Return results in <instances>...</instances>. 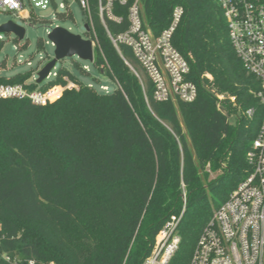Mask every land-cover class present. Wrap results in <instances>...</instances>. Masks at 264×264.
Here are the masks:
<instances>
[{
  "label": "trees",
  "instance_id": "obj_1",
  "mask_svg": "<svg viewBox=\"0 0 264 264\" xmlns=\"http://www.w3.org/2000/svg\"><path fill=\"white\" fill-rule=\"evenodd\" d=\"M91 3L101 48L94 64L116 88L99 89L61 67L28 85L47 90L68 78L78 86L58 99L0 98V264H14L4 253L18 264H143L160 230L181 215L169 264H188L214 207L251 172L246 154L264 117L261 84L237 55L218 0H144L155 35L184 8L173 43L198 86L193 102H157L152 82L144 88L123 58L136 63L131 48L117 50L98 1ZM115 13L123 20L107 19L110 31H126L128 8L116 4ZM31 74L0 82L25 83Z\"/></svg>",
  "mask_w": 264,
  "mask_h": 264
},
{
  "label": "built area",
  "instance_id": "obj_2",
  "mask_svg": "<svg viewBox=\"0 0 264 264\" xmlns=\"http://www.w3.org/2000/svg\"><path fill=\"white\" fill-rule=\"evenodd\" d=\"M76 1L86 15L85 27L89 25V29H86L87 37H82L92 41L95 61L100 44L95 29L92 3L91 0ZM97 1L100 18L110 39L121 54V45L131 48L136 63L123 58L140 78L144 88L148 79L152 82L154 99L157 102L196 100L198 86L189 78L191 65L173 43V34L184 14L182 6L174 8L170 25L160 35H155L144 20V0ZM218 1L227 20L230 39L237 55L248 73L253 74L261 84V88L255 94L264 107V0ZM54 3L55 20L61 19L59 8L63 9L62 13L68 15L72 13L69 0H62L59 4L54 0ZM116 4L128 8L130 26L126 31L112 33L107 19L119 23L123 20V16L115 13ZM24 7V0H0V13L20 12L24 10ZM59 26L61 25L51 22L48 34ZM67 29L71 31L70 28ZM2 33L0 32V52L6 43ZM43 42L44 46L50 43L56 47L51 39L43 40ZM23 46L24 44H17L16 48L20 50ZM26 61L32 70L31 77L25 83L0 82V98H29L34 103L43 104L58 99L68 89L78 87L67 78L66 84L55 85L47 90H30L28 85L38 82V73L44 66L40 63L33 68L32 59L28 58ZM19 62L22 60L20 59ZM84 68L88 70V66ZM6 69L9 67L7 61H4L0 64V74ZM56 76L55 66L47 79H53ZM101 86L103 90L109 91L108 85ZM220 98L225 97L221 95ZM254 114V108L246 112L248 117H253ZM246 157L251 172L232 191L225 202L214 207L213 215L203 228L188 264H264V117ZM183 197L185 210L186 193ZM181 216H173L160 230L156 243L143 264H169L179 248L181 238L178 233V224ZM3 257L7 261L18 264L17 259L12 260L7 253H4ZM29 262L35 264V260Z\"/></svg>",
  "mask_w": 264,
  "mask_h": 264
},
{
  "label": "rangeland",
  "instance_id": "obj_3",
  "mask_svg": "<svg viewBox=\"0 0 264 264\" xmlns=\"http://www.w3.org/2000/svg\"><path fill=\"white\" fill-rule=\"evenodd\" d=\"M58 4L62 0H55ZM72 6V17L69 19L55 20L56 9L54 0H24V10L14 11L10 13H0V25L12 20L26 28L25 38L17 40L15 33H2L6 38V43L0 52V64L7 61L9 69L3 70L1 76L11 77L17 73L30 70L31 67L27 64V59L31 58L33 68L38 64L45 66L49 61L55 57L56 47L46 44L44 48L38 47L39 40H48L49 24L54 22L63 27L70 28L73 33L80 34L87 37L86 34V15L76 0H69ZM58 12H63L59 8ZM26 48L17 50V44H27ZM22 62H19V60ZM78 62L82 67L88 66V72L85 73L75 67ZM140 73L141 69L135 64ZM61 67L69 68L80 80L85 83L93 84L95 87L102 89V84L109 86V91L116 88V82L100 70L93 61L80 58L78 55L72 57H65L56 64V69ZM54 101V100H53ZM231 121L235 122V117H231ZM216 173H211V178H214ZM214 205V204H212Z\"/></svg>",
  "mask_w": 264,
  "mask_h": 264
},
{
  "label": "water",
  "instance_id": "obj_4",
  "mask_svg": "<svg viewBox=\"0 0 264 264\" xmlns=\"http://www.w3.org/2000/svg\"><path fill=\"white\" fill-rule=\"evenodd\" d=\"M89 29V25H86ZM0 32L15 33L20 40L24 39L26 28L12 20L0 25ZM55 45V57L49 61L38 73V82L41 83L47 79L51 70L57 62L65 57L78 55L80 58L94 61L93 44L90 39H85L80 34L73 33L63 26L56 27L49 34Z\"/></svg>",
  "mask_w": 264,
  "mask_h": 264
}]
</instances>
